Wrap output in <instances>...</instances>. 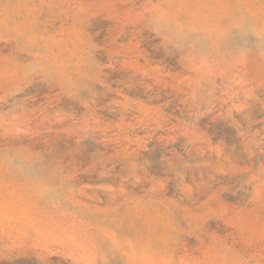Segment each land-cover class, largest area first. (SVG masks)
<instances>
[{"label":"rangeland","instance_id":"rangeland-1","mask_svg":"<svg viewBox=\"0 0 264 264\" xmlns=\"http://www.w3.org/2000/svg\"><path fill=\"white\" fill-rule=\"evenodd\" d=\"M0 264H264V0H0Z\"/></svg>","mask_w":264,"mask_h":264}]
</instances>
